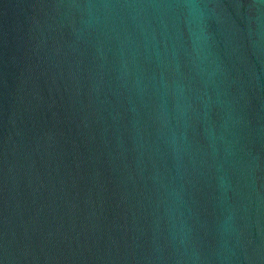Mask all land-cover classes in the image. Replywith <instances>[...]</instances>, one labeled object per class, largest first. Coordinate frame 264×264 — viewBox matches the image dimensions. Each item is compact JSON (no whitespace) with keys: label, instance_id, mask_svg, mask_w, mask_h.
<instances>
[{"label":"water","instance_id":"obj_1","mask_svg":"<svg viewBox=\"0 0 264 264\" xmlns=\"http://www.w3.org/2000/svg\"><path fill=\"white\" fill-rule=\"evenodd\" d=\"M0 264H264V0H0Z\"/></svg>","mask_w":264,"mask_h":264}]
</instances>
